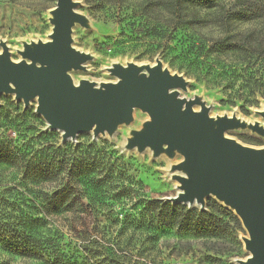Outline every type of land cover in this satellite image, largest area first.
I'll use <instances>...</instances> for the list:
<instances>
[{
    "label": "trees",
    "instance_id": "obj_1",
    "mask_svg": "<svg viewBox=\"0 0 264 264\" xmlns=\"http://www.w3.org/2000/svg\"><path fill=\"white\" fill-rule=\"evenodd\" d=\"M87 1L99 10H109L120 24L125 23L123 34L127 29H134L137 34L144 22L148 24L145 32L163 31L167 36L162 38H166L153 41L157 48L169 47V37L178 29L219 27L223 35L214 48L211 45L206 50L224 56L228 68L212 72L186 52L180 54L183 63H189L198 80L223 83L230 91L243 92L244 102L253 103L256 95L264 96V28L245 32L230 28L234 20L259 17L250 6L226 13V0ZM209 53H205L206 58ZM247 87L250 89L246 95ZM13 107L19 109L18 104ZM14 108L0 106V125L15 126L19 131L16 140L1 133L0 166L8 168L12 177L21 174L24 184L31 179L50 185L22 190L19 184L11 186L4 180L0 187L2 249L39 259L43 264H144V238L154 243L161 235L174 231L183 236L218 237L231 224L235 231L242 229L239 216L212 198L207 200L205 209H200L142 194L141 181L130 173L128 159L113 143L91 140L84 134L81 138H86L77 143H61L55 131L41 130L34 121L27 127L23 122L17 123L19 117L36 120L39 115L27 108L15 112ZM68 213L91 218V223L81 230L72 228L73 241H68L54 222Z\"/></svg>",
    "mask_w": 264,
    "mask_h": 264
},
{
    "label": "water",
    "instance_id": "obj_2",
    "mask_svg": "<svg viewBox=\"0 0 264 264\" xmlns=\"http://www.w3.org/2000/svg\"><path fill=\"white\" fill-rule=\"evenodd\" d=\"M77 0H57L50 11L52 29L47 40L22 41L19 60L0 39V95L11 94L27 108L37 101L36 113L46 128L61 132V143L81 133L113 134L119 124L130 123L135 108L150 119L132 130L123 150L149 148L154 157L180 152L184 159L171 166L178 192L171 203L207 207L213 197L239 216L249 236L250 252L240 264H264V148L245 146L226 132L251 129L264 137V124L247 125L228 114L212 116L202 99L183 98L188 80L165 67L158 57L153 64L114 62L107 68L115 81H74L71 71L86 69L92 54L74 46L76 23L88 27ZM199 105L198 109L195 106ZM264 118V109L259 112Z\"/></svg>",
    "mask_w": 264,
    "mask_h": 264
},
{
    "label": "rangeland",
    "instance_id": "obj_3",
    "mask_svg": "<svg viewBox=\"0 0 264 264\" xmlns=\"http://www.w3.org/2000/svg\"><path fill=\"white\" fill-rule=\"evenodd\" d=\"M77 1L79 2L77 9L86 16L89 26H82L79 22L75 24L72 34L74 46L92 54V58L84 64L86 69L71 71V76L75 82L80 79H87L96 83L115 81L116 77L107 70L109 66H112V63L153 64L155 59L159 57L165 67L188 80L187 89H179L181 97L202 99L205 105L209 107L212 116L218 114L231 115L235 112L242 118L256 120L264 124V118L259 113L264 109V96L256 95V97L258 96L257 100L253 103L244 102V96H241L243 92L239 94L224 88L223 83L215 85L206 80L195 78L189 63L185 60L183 63L182 58H180V54L186 52L191 58L202 62L201 66L211 68L212 72L226 70L229 64L226 58L217 54V51L209 53L206 50L211 45L214 48L218 37L223 35L219 27L208 25L199 28L178 29V31L171 33L169 47L157 48L153 41L166 38H162V36H167L163 31L145 32L144 29H148V24L144 22L143 28L138 30L137 34H135L134 29H127L125 33L128 36L126 37V34H123L125 23L120 24L113 19L109 10L97 9L92 1ZM56 2L57 0H0V39L8 42L13 59L19 60L21 58L17 49L22 48V41L49 39L48 34L52 29V23L49 21L50 11L56 6ZM245 6L253 8L259 17L245 21L234 20L230 22L231 30L245 32L248 29L264 28V0H226L223 12L231 13L235 9ZM202 13L207 14L204 10ZM165 19L168 18L165 17ZM151 22L149 21V23ZM205 53H209L208 58H206ZM255 63L257 67L258 63L256 61ZM241 82L242 80L237 81L236 85ZM247 88L244 91L246 95L250 87ZM15 104H18L19 109L13 107ZM0 106L14 108L15 112L26 108L22 100H16L13 95L5 93L0 95ZM36 106L37 101L33 100L27 109L36 113ZM195 108L198 107L195 106ZM133 111V119L130 123L119 124L113 134L100 135L95 140L104 139L113 143L114 147L126 156L129 161L127 162L130 173L136 180L141 181L142 194L151 198L167 200V197L178 192L177 182L170 176L173 171L171 166L180 163L184 156L180 152H176L172 156H168L164 152L154 157L149 148L141 152L136 149L123 150L125 140L130 136L131 131L140 130L144 123L150 119L149 114L140 108H135ZM38 115L39 118L36 120L32 118L25 120L24 117H19L17 123L23 122L24 127H27L29 123L34 121L33 123L38 125L41 130L55 131L57 139L61 140V132L46 128L47 124L43 116ZM18 132L15 126L0 125V135L4 133L9 138L16 140ZM81 134L87 135V138L93 140V133ZM81 134L76 140L70 141L77 143ZM226 135L232 139H237L245 146L264 148V137L253 132L250 128H235L227 131ZM84 138L86 137L82 136L81 139ZM4 180H8V184L11 186L19 184L18 187L22 190L26 187L38 189L50 185V183L34 182L31 179H27L26 184H24L22 181L24 178L21 174L12 177V172L8 168L0 166V187ZM21 181L22 184H20ZM209 198L216 200L213 197H208L207 200ZM54 222L64 231L67 240L73 241L71 238L73 235L72 228L76 227L81 230L85 224L91 223V218L85 214L80 216L76 213H68L63 217L56 218ZM229 226L225 230L226 232H221L218 237L183 236V234L174 231L170 234L161 235L159 240L154 243L144 238L141 240L143 247H145L141 261L144 264H240L238 259L245 260L250 255L243 241V238L249 234L243 224L242 229L236 231L232 228V224ZM143 235L146 237L144 233ZM141 243L138 242V244ZM0 264H43V262L39 259L14 255L0 247Z\"/></svg>",
    "mask_w": 264,
    "mask_h": 264
},
{
    "label": "bare ground",
    "instance_id": "obj_4",
    "mask_svg": "<svg viewBox=\"0 0 264 264\" xmlns=\"http://www.w3.org/2000/svg\"><path fill=\"white\" fill-rule=\"evenodd\" d=\"M4 40V39H3ZM197 107L199 108L200 106L197 105ZM198 108H195V109H198ZM234 115H236L237 119L240 120L241 122H244L246 123L247 125H251V124H255L257 121L255 120H252V119H245V118H242L240 116H238L235 112H233L231 115H228L229 117H233Z\"/></svg>",
    "mask_w": 264,
    "mask_h": 264
}]
</instances>
